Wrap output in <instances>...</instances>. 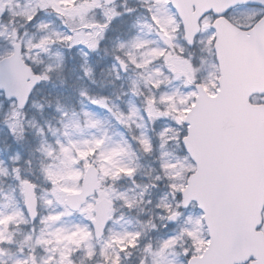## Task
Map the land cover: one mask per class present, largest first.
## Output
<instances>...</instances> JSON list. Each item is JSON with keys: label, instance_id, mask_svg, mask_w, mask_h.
Returning a JSON list of instances; mask_svg holds the SVG:
<instances>
[{"label": "rangeland", "instance_id": "obj_1", "mask_svg": "<svg viewBox=\"0 0 264 264\" xmlns=\"http://www.w3.org/2000/svg\"><path fill=\"white\" fill-rule=\"evenodd\" d=\"M14 2L0 0V59L18 38L44 77L24 108L0 94V264H187L209 242L203 212L195 203L182 208L180 194L195 170L182 144L195 84L211 93L218 87L210 26L190 50L168 0L111 8L101 0H46L62 12L19 32L12 21L34 12L29 1ZM262 13L243 4L227 16L248 27ZM92 162L100 189L72 211L66 195L80 190ZM28 179L39 203L33 223L23 204ZM102 196L117 206L96 240L90 219Z\"/></svg>", "mask_w": 264, "mask_h": 264}, {"label": "water", "instance_id": "obj_2", "mask_svg": "<svg viewBox=\"0 0 264 264\" xmlns=\"http://www.w3.org/2000/svg\"><path fill=\"white\" fill-rule=\"evenodd\" d=\"M116 0H104L110 4ZM183 19L189 42L198 32L196 19L213 10L224 14L231 7L264 0H172ZM192 5L197 7L190 12ZM215 51L220 67L215 95L198 86L195 103L185 116L183 144L196 169L182 190V206L192 201L204 212L210 241L188 264H264V103L250 102L264 93V16L250 29H242L221 16L213 23ZM41 77L21 57V46L0 59V91L23 108ZM99 188V170L90 164L81 190L67 193L65 202L79 210ZM112 201L96 204L91 219L97 239L104 234ZM24 206L31 222L38 217V198L31 181L24 184ZM172 214L169 220H173ZM252 259L248 263V260Z\"/></svg>", "mask_w": 264, "mask_h": 264}, {"label": "flooded vegetation", "instance_id": "obj_3", "mask_svg": "<svg viewBox=\"0 0 264 264\" xmlns=\"http://www.w3.org/2000/svg\"><path fill=\"white\" fill-rule=\"evenodd\" d=\"M25 0H15L14 2V8H18V4L19 3L20 5H22V3H24ZM29 1V6L31 9H33V17L25 20L24 18L20 17V18H15L13 21H12V26L14 29H17L18 28V31L19 32H22L24 29L26 28H30L31 27V24L38 18L40 17L41 15L43 14H47V12L49 13H60L62 12V8L53 4L52 2H46V0H27ZM120 1V0H119ZM118 1V2H119ZM101 3L103 4V2L101 1ZM117 3V2H116ZM114 3V4H116ZM168 3L170 4L174 14H175V17L178 19V23H179V28H180V31L182 33V36L184 37V40L186 41V44L188 45L189 49L190 50H195V49H198L200 46H199V39L203 33V30L205 28H207L208 26H210L211 28V24L213 23V21L217 18V15H215L213 12H210V13H206V14H203V15H200L197 20L195 21V24L198 25V28H199V32L198 34L195 36L194 38V41L192 44H189V42L186 40L185 38V33H184V28H183V22H182V19L178 16L177 12H176V9L173 7L172 3H171V0H168ZM114 4L112 5H108L106 6L107 8H111V6H113ZM104 5V4H103ZM105 6V5H104ZM197 11V7L195 5H192V7L190 8V12L193 14ZM215 35V31L213 29H211ZM15 42H19L21 44V48H22V57L23 59L31 66L32 68V72L34 74H39L43 80V73H42V68L38 67V66H35L25 55V47L23 45V43L17 38L14 40L13 43ZM12 43V45H13ZM194 51H192L193 53ZM125 66L126 65H122L120 64V68L122 71H125ZM197 84V83H196ZM35 95V94H34Z\"/></svg>", "mask_w": 264, "mask_h": 264}, {"label": "trees", "instance_id": "obj_4", "mask_svg": "<svg viewBox=\"0 0 264 264\" xmlns=\"http://www.w3.org/2000/svg\"><path fill=\"white\" fill-rule=\"evenodd\" d=\"M134 176H135V179H136V181H137V183H138V184H137L138 186H142V185H144V183H145V182H144V178H142L140 175L138 176V175H136V174H135ZM147 186H148V184H147ZM131 212L136 213L135 211H131ZM134 213L131 215L133 219L135 218ZM148 217H149L148 214H146V215H142V216L139 218V220L146 221Z\"/></svg>", "mask_w": 264, "mask_h": 264}, {"label": "snow or ice", "instance_id": "obj_5", "mask_svg": "<svg viewBox=\"0 0 264 264\" xmlns=\"http://www.w3.org/2000/svg\"><path fill=\"white\" fill-rule=\"evenodd\" d=\"M225 11H227V10H225Z\"/></svg>", "mask_w": 264, "mask_h": 264}]
</instances>
